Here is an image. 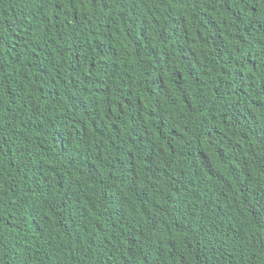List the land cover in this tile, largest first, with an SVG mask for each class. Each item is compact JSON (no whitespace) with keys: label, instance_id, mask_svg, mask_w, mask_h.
Listing matches in <instances>:
<instances>
[{"label":"trees","instance_id":"obj_1","mask_svg":"<svg viewBox=\"0 0 264 264\" xmlns=\"http://www.w3.org/2000/svg\"><path fill=\"white\" fill-rule=\"evenodd\" d=\"M0 264H264V0H0Z\"/></svg>","mask_w":264,"mask_h":264}]
</instances>
